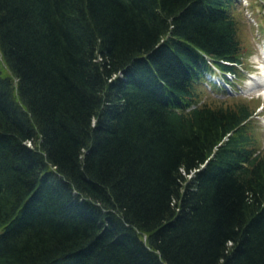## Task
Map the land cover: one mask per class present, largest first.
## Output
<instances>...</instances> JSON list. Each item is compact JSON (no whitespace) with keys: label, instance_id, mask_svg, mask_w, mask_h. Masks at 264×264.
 I'll return each mask as SVG.
<instances>
[{"label":"trees","instance_id":"1","mask_svg":"<svg viewBox=\"0 0 264 264\" xmlns=\"http://www.w3.org/2000/svg\"><path fill=\"white\" fill-rule=\"evenodd\" d=\"M235 3L0 0V264H264Z\"/></svg>","mask_w":264,"mask_h":264},{"label":"rangeland","instance_id":"2","mask_svg":"<svg viewBox=\"0 0 264 264\" xmlns=\"http://www.w3.org/2000/svg\"><path fill=\"white\" fill-rule=\"evenodd\" d=\"M233 9L240 25L241 38L246 46L242 57L245 70L241 71L238 79L229 75L228 83L224 85L222 74L215 69V78L220 81L217 83L220 86L216 87L205 80L200 85L199 104L208 102L211 105H219L246 101L255 108L253 134L257 139L258 149L264 153V86L252 84L254 78L264 73V0H236ZM247 87L256 91H249ZM225 90H228V93Z\"/></svg>","mask_w":264,"mask_h":264},{"label":"bare ground","instance_id":"3","mask_svg":"<svg viewBox=\"0 0 264 264\" xmlns=\"http://www.w3.org/2000/svg\"><path fill=\"white\" fill-rule=\"evenodd\" d=\"M252 84H255V86H264V73L263 75L254 78Z\"/></svg>","mask_w":264,"mask_h":264}]
</instances>
